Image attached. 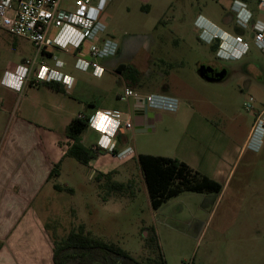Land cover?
<instances>
[{
  "label": "rangeland",
  "instance_id": "374dc122",
  "mask_svg": "<svg viewBox=\"0 0 264 264\" xmlns=\"http://www.w3.org/2000/svg\"><path fill=\"white\" fill-rule=\"evenodd\" d=\"M98 1L94 0V4ZM232 5L233 0L108 2L101 15V22L107 27L102 38L119 47L124 42L128 44L120 61L123 65L133 63L140 74L136 84L111 69L96 78L91 72L75 68L73 54L53 51V56L65 63L62 72L78 83L74 90L62 95L77 99L76 112L88 118L93 117L86 112L91 103L100 110L115 108L116 111L104 110L115 117H119L120 110L129 115L126 104L119 100L125 88L142 96L168 95L179 101L176 112H161L162 119L151 132L133 135L122 129L126 145L133 150L130 156L118 162L112 156L105 158L110 162L100 158L95 164L103 166L105 175L110 171L112 180L131 185L122 195L108 193L104 180L89 181L87 166L72 158L65 160L56 183L69 186L74 194L45 191L49 194L45 221L56 248L71 232L82 229L85 234L119 246L145 264L153 258L145 238L154 229L167 264H264V137L257 151L247 142L248 151L242 152L258 116L264 112V53L255 43L249 44V55L243 60L223 61L231 71L249 70L248 76L237 74L220 83H209L200 77L198 65L209 61L211 52L190 22L200 13L237 37L235 22L224 25L226 14H232ZM62 7L72 11L76 6L74 0H63ZM251 8L256 10L257 20H264L256 4ZM165 22L170 26L165 28ZM252 34L251 29L245 31L246 42L252 41ZM84 54L90 57L87 46ZM27 59L40 62L35 46L0 29V94L6 91L1 87L3 73ZM46 61L55 68L54 57ZM25 95L16 96L15 113L19 103L27 100ZM54 112L57 117L40 113L34 124L40 131L57 132L62 139L66 119L58 117L62 111ZM125 114L119 117L122 121L126 120ZM83 137L88 145L96 142L99 134L88 129ZM61 143L67 147L65 139ZM139 155L192 157L199 161L205 158L201 166L219 170L218 181L223 190L219 194L184 192L155 211L139 167ZM227 165L229 169L234 166L231 175L229 169L224 173L220 169Z\"/></svg>",
  "mask_w": 264,
  "mask_h": 264
},
{
  "label": "crops",
  "instance_id": "0c3cea01",
  "mask_svg": "<svg viewBox=\"0 0 264 264\" xmlns=\"http://www.w3.org/2000/svg\"><path fill=\"white\" fill-rule=\"evenodd\" d=\"M236 1L248 5L247 10L253 14L252 22L246 29L240 27L237 24L235 12L232 9L233 18H230V16L226 14L224 25L230 26L235 22V32L237 36L243 37L244 39H246L245 31L251 29L253 33L252 41L247 42L252 44L254 43L253 27L257 23H264V20H257L256 10L251 8L253 4H256L254 0H233V4ZM192 7H194V5H192ZM261 13L263 14L262 17H264L263 10H261ZM198 21L208 25L212 24L198 13L195 19L190 21L192 22L191 26L196 32L199 31L196 26V22ZM163 26L166 28L170 25L165 22ZM214 26L226 33L221 27ZM248 55L249 53L246 56ZM110 60L111 61L103 64L106 71H109V69L116 70L122 63L117 57L111 58ZM77 86L78 83L75 82L71 90H74ZM1 87L4 88L2 85ZM60 88L64 92L68 90L61 85ZM4 89L6 90L4 95L0 94V264H56L55 240L52 238L47 222L45 221V215H47L49 210L46 206L48 204L47 198L49 194L45 193V191L50 190V194H53L57 192L54 188L55 185H60L56 183V179L61 176L62 165L67 159L64 156L70 145L66 136L67 127L75 118L81 115L87 118L88 116L80 113V111L76 112V103L78 101H76L77 99L71 98L72 95L70 96L68 94L70 97H66V95H62V91L52 90L47 87L46 84H35L34 81H31V83L25 87L22 94L7 88ZM24 94H26L27 100L19 103L15 113L16 96L18 95V97L23 98L22 96H24ZM123 95L124 93L119 95V100L126 104L129 110V116L132 118V112L136 109H142L143 105L133 98L123 100ZM79 103L82 104V101H79ZM54 110L62 111V115L58 117L66 119L63 132L65 136L62 139L57 132L51 130L49 131L51 135H49V132L40 131L39 127L34 124L35 121H38L37 118L40 113L51 116L53 114V116L57 117ZM104 110L116 111L115 108H103V110H100L99 106L96 107L91 103L86 112L87 115H94L96 112L107 114ZM120 111L119 115L127 113L122 110ZM154 113L160 121L162 119L161 112ZM108 115L112 116L111 114ZM119 117L122 118L123 116ZM45 130L50 129L45 128ZM127 132L133 135L139 134L135 129V125L132 131ZM125 134L124 131H121L116 138L117 152H122L130 147L126 145L124 141L123 136ZM249 137L242 147V152L248 151L246 145ZM63 139L66 140V148H63L61 145L63 144L61 143ZM97 142L98 140L86 145L85 138L82 136V143L86 147H92V149L96 150ZM250 151L255 153V151L251 149ZM103 153V155L99 156L88 166L90 169L87 173L89 181L94 182L98 173L104 174L103 166H95L100 158L105 159L112 156L113 161H120V159L114 155L106 152ZM173 159H177L188 165L194 171L202 173L219 182L218 177L220 174L218 173V169L208 170L206 167L201 166L205 158H202V160L200 159V161L192 157H177ZM105 160L110 162L108 159ZM59 163H61L59 177L51 179L53 170ZM229 168L230 166L227 165V167H222L220 169L222 173H224L225 171L228 172ZM229 170L231 175L234 166ZM106 173L109 174L110 171ZM61 186L70 188L67 185Z\"/></svg>",
  "mask_w": 264,
  "mask_h": 264
},
{
  "label": "built area",
  "instance_id": "2783aa9c",
  "mask_svg": "<svg viewBox=\"0 0 264 264\" xmlns=\"http://www.w3.org/2000/svg\"><path fill=\"white\" fill-rule=\"evenodd\" d=\"M112 0H74L75 8L72 11L63 9V0H0V29L10 35L30 41L41 56L40 62L24 60L14 70H6L1 79L4 88L22 94L25 87L34 81L35 84H59L70 90L74 79L65 75L62 70L65 63L53 56V51L73 54L76 58L75 68L82 72H91L96 78H101L106 69L99 60L117 57L119 45L112 40H103L107 27L101 22V15L106 4ZM264 11V0H254ZM248 5L236 1L232 9L236 15L237 24L246 29L252 22L253 14L247 10ZM201 33V39L206 44L218 40L220 47L218 56L223 61H241L250 50V45L243 37H233L216 28L213 24L196 22ZM218 31L219 33H215ZM254 43L264 53V23H257L253 27ZM101 44V46H97ZM88 54L85 56V49ZM54 57L55 68H51L46 59ZM33 78V79H32ZM133 98L141 105L147 106L153 112H176L179 109L177 98L168 95L142 96L126 88L123 100ZM253 100L251 99V103ZM247 109L251 105L245 103ZM108 119L103 130L99 127V117ZM123 116V115H119ZM85 118L84 116H80ZM126 120L96 112L89 118V129L99 134L96 149L124 159L133 153L132 148L117 152L116 138L122 129L132 131L133 119L125 115ZM264 137V112H262L253 126L248 146L257 151Z\"/></svg>",
  "mask_w": 264,
  "mask_h": 264
},
{
  "label": "trees",
  "instance_id": "16d2710c",
  "mask_svg": "<svg viewBox=\"0 0 264 264\" xmlns=\"http://www.w3.org/2000/svg\"><path fill=\"white\" fill-rule=\"evenodd\" d=\"M213 50H218L219 42L213 45ZM117 73L123 76L131 84L139 82V73L130 65H119L116 69ZM52 90L62 91L59 84H46ZM64 92V91H62ZM89 129V118H75L67 127L66 136L68 138L69 147L65 154V158H72L83 166H89L104 153L92 147H86L82 143L83 134ZM138 163L142 173V177L147 187L151 206L153 210H159L163 204L170 199L178 197L184 192L197 194H219L223 190V186L209 178L208 176L194 171L188 165L177 159L157 157L152 155H139ZM61 163L57 164L51 175V179L59 177ZM113 174L98 173L95 182L101 183L105 181V187L110 194L122 195L130 184L120 183L112 180ZM57 192H67L73 194L72 188H65L61 185H55ZM145 244L151 251L153 256L148 264H167L164 254L159 245L158 236L154 229L147 233ZM73 250L80 251L82 256L86 257L90 253L99 252L103 255L106 253L115 254L126 260H133L128 252L117 245L106 243L89 234H85L84 230L79 232H71L61 247L55 249V263L62 264L61 255ZM104 256V255H103Z\"/></svg>",
  "mask_w": 264,
  "mask_h": 264
},
{
  "label": "flooded vegetation",
  "instance_id": "af4514ba",
  "mask_svg": "<svg viewBox=\"0 0 264 264\" xmlns=\"http://www.w3.org/2000/svg\"><path fill=\"white\" fill-rule=\"evenodd\" d=\"M233 15L230 16V18ZM236 17V15H235ZM226 20V19H224ZM199 40L201 42V33L199 34ZM219 41L216 40L214 42H212L211 44H207L209 46V50L211 52V58L209 61L199 64L198 65V73L199 75L202 74L204 75V77L207 79H211L212 81H215V83H220L223 81L228 80L231 77H234L237 74H244L246 76H248V73L250 72L247 69L244 68H240V69H236L231 71V69L226 66L223 63V60L219 58L218 56V50H213V45L217 44ZM205 43V42H203ZM206 44V43H205ZM127 43H122V46L119 47V53L117 55L118 59H122L123 54L126 52L127 48H129L127 46ZM219 47H220V42H219ZM138 52H136L137 54ZM137 56L132 57V61L136 59ZM245 58V57H244ZM243 60V59H242ZM124 62H122L120 65H123ZM131 63V62H130ZM125 64V63H124ZM127 64V63H126ZM133 63H131L132 65ZM130 65V66H131ZM131 67H135L134 65H132ZM136 69V68H134ZM205 80V79H204ZM139 109H136L134 112H132V119H133V123H134V119H137L139 121L140 117L135 114L136 111H138ZM135 125V123H134ZM104 255V256H103ZM100 254L99 252H92L89 255H87L86 257L82 256V253L80 251L75 252L73 250H70L69 252L66 251L64 252L61 256V260H62V264H95V263H99L102 262L103 264H143L139 261H136L133 257V260H126L124 258H121L115 254H111V253H103ZM131 256V255H130ZM150 262H147L145 264H148Z\"/></svg>",
  "mask_w": 264,
  "mask_h": 264
},
{
  "label": "water",
  "instance_id": "95a60500",
  "mask_svg": "<svg viewBox=\"0 0 264 264\" xmlns=\"http://www.w3.org/2000/svg\"><path fill=\"white\" fill-rule=\"evenodd\" d=\"M200 77L209 83H215V81L207 79V77L205 78L202 74H200ZM135 114L140 117L139 121L134 119L137 133H148L153 131L155 123L159 121L157 115L153 111H150L147 106H143V108L136 111Z\"/></svg>",
  "mask_w": 264,
  "mask_h": 264
},
{
  "label": "snow or ice",
  "instance_id": "6c2138e0",
  "mask_svg": "<svg viewBox=\"0 0 264 264\" xmlns=\"http://www.w3.org/2000/svg\"><path fill=\"white\" fill-rule=\"evenodd\" d=\"M107 117L106 116H103V115H101L100 117H99V127L103 130V128H104V124H105V122L107 121Z\"/></svg>",
  "mask_w": 264,
  "mask_h": 264
},
{
  "label": "bare ground",
  "instance_id": "6f19581e",
  "mask_svg": "<svg viewBox=\"0 0 264 264\" xmlns=\"http://www.w3.org/2000/svg\"><path fill=\"white\" fill-rule=\"evenodd\" d=\"M215 33L217 34V33H219L218 31H215Z\"/></svg>",
  "mask_w": 264,
  "mask_h": 264
}]
</instances>
